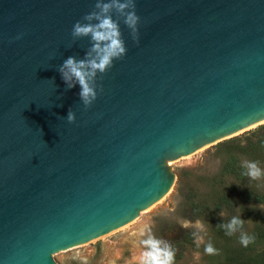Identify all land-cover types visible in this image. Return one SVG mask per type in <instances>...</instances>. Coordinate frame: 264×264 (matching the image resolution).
<instances>
[{
	"label": "water",
	"instance_id": "obj_1",
	"mask_svg": "<svg viewBox=\"0 0 264 264\" xmlns=\"http://www.w3.org/2000/svg\"><path fill=\"white\" fill-rule=\"evenodd\" d=\"M95 3L0 0V264L62 263L160 200L166 161L264 117V0H134L136 40L113 8L127 51L85 106L60 68L95 57L71 35Z\"/></svg>",
	"mask_w": 264,
	"mask_h": 264
},
{
	"label": "rangeland",
	"instance_id": "obj_2",
	"mask_svg": "<svg viewBox=\"0 0 264 264\" xmlns=\"http://www.w3.org/2000/svg\"><path fill=\"white\" fill-rule=\"evenodd\" d=\"M248 138L251 141L260 138L259 147L254 153H241L235 147L245 144ZM231 155L244 164L247 174L250 164H255L261 173L264 169V117L166 161L174 178L160 200L60 264H137L141 252L146 250L142 241L150 236L161 240L162 247L172 244L178 250V226L189 230L192 238L182 245L174 264H264L263 204L245 201L232 193L234 213L211 207L193 219L184 213L185 194L196 189L201 195H208L211 178ZM253 179L258 184L260 174ZM234 216L242 223L230 229ZM185 222L188 227H183ZM242 236L251 238L246 247L240 242ZM209 244L217 250L216 254L205 253Z\"/></svg>",
	"mask_w": 264,
	"mask_h": 264
},
{
	"label": "clouds",
	"instance_id": "obj_3",
	"mask_svg": "<svg viewBox=\"0 0 264 264\" xmlns=\"http://www.w3.org/2000/svg\"><path fill=\"white\" fill-rule=\"evenodd\" d=\"M113 8L124 16V24L131 30L133 39L136 40L135 33L139 17L135 12L134 0H123V2L121 0H107V2L96 0L94 9L99 11L94 10L85 14L82 17L83 22H75L71 32L74 38L90 36L93 43L89 55L95 53V57L79 61L69 57L60 68L61 77L69 88L74 86L70 83L73 79L79 84V95L85 106L91 105L97 96L94 88L89 85V78H94L97 72L103 74L108 71L113 66V61L122 59L127 51L121 38L118 22L108 15ZM129 8H131L130 11H125ZM93 20L97 22L90 23ZM67 119L68 122H73L74 114L69 112ZM249 169L250 177L257 178L259 176V169L255 164H250ZM197 223L199 224V222ZM237 223L242 222L234 218L229 226L230 229ZM183 227H188V222H185ZM250 239L247 236H242L240 242L246 247L250 243ZM142 244L146 250L141 252L137 264H174L175 252L171 246L165 244L162 247V241L151 236L143 240ZM216 251L211 244L205 247L206 254L213 255L216 254Z\"/></svg>",
	"mask_w": 264,
	"mask_h": 264
},
{
	"label": "trees",
	"instance_id": "obj_4",
	"mask_svg": "<svg viewBox=\"0 0 264 264\" xmlns=\"http://www.w3.org/2000/svg\"><path fill=\"white\" fill-rule=\"evenodd\" d=\"M249 138L245 144L237 145L235 148L241 153L251 154L256 152L261 139L258 138L255 141H251ZM260 172V182L255 184V179L248 176L244 164L236 156H229L220 166L216 176L211 178L208 187L210 193L208 195L203 196L196 189H192L185 194L183 206L185 215L190 219L196 218L208 207L215 210L224 208L230 214L234 213L235 206L231 196L232 193H235L245 201L257 202L264 205V169ZM234 218L239 221L237 216H234ZM237 224L239 225V223ZM177 228L178 233L176 235L177 238H175L180 248L175 250L172 244H166L171 246L175 252V259L180 256L185 241L189 242L192 238L189 230L179 226Z\"/></svg>",
	"mask_w": 264,
	"mask_h": 264
}]
</instances>
